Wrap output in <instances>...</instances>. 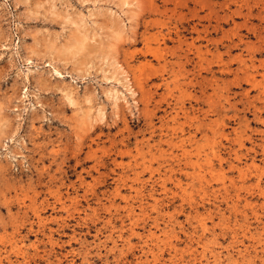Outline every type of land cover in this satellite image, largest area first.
<instances>
[{
    "label": "rangeland",
    "instance_id": "1",
    "mask_svg": "<svg viewBox=\"0 0 264 264\" xmlns=\"http://www.w3.org/2000/svg\"><path fill=\"white\" fill-rule=\"evenodd\" d=\"M0 264H264V0H0Z\"/></svg>",
    "mask_w": 264,
    "mask_h": 264
}]
</instances>
